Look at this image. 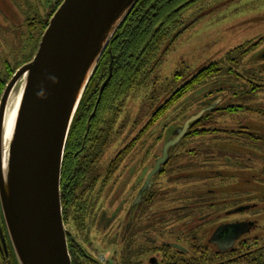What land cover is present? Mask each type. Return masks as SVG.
<instances>
[{"label":"rangeland","instance_id":"obj_1","mask_svg":"<svg viewBox=\"0 0 264 264\" xmlns=\"http://www.w3.org/2000/svg\"><path fill=\"white\" fill-rule=\"evenodd\" d=\"M58 1L0 0V35L3 38L2 44H4V46L2 44L0 46V52L3 55V58L0 56L1 61L3 59L5 63L10 61V65L16 68L20 65L18 61L24 60V54L26 53V57L31 53L29 35L24 32L28 31L27 23L31 19L30 16L33 15H36L38 23L37 48L39 47L41 37L46 31L50 19L64 0ZM196 13L186 15L185 19H191ZM1 25H5V28L3 29ZM10 25L16 26L13 29H7ZM260 39L263 40L260 41ZM249 42L254 43L245 48L246 51H249L245 57L235 55L233 61H229L228 54L231 51ZM2 50H5V54ZM18 52L20 54L17 56ZM161 53L160 63L153 65L149 70V75L142 80L140 79V83L133 92L123 98L116 125V144L118 147L116 151L119 156L126 150V142L142 134L143 127L152 122L158 107L177 89L190 82L187 81L189 78L191 79L213 62L220 63L223 72L210 77L202 84L195 85L166 113L154 121L143 138L140 136V146H137L136 152L119 165L117 199L114 188H111L109 182L104 186L102 194L97 188L90 189L69 210L65 209L64 219L66 217L67 229L86 249L88 255L99 261L100 264H120L121 258L118 253L123 251V244L117 241L120 244L116 247L115 236H122V228L124 229L126 225L128 208L134 197V194L131 193V187L136 181L134 174H131V166L135 160L141 161L144 157L145 154L142 153L144 141L150 154L148 159L150 171L154 167L156 159L161 156L165 141L171 138L172 131L178 127H183L188 119L215 103L217 104V111L212 112L207 122L213 124L211 129L216 134L212 133L204 139L201 137L190 139L200 138L198 144L187 143L182 148L183 151L188 152V158L185 160L177 158L176 166H180L182 169L183 166H186V168L191 169V174H193V165L202 160L207 153L211 154L213 150L220 149L227 152L226 149L229 147L222 148L223 144L220 145L219 142L233 138L234 135L231 130H234L239 124L247 126L253 133H260L261 137L264 138V116L262 117L264 93L260 92H264V89H259L261 84L264 85V80L261 78L264 76V60L261 59L264 54V0L207 1L193 24L185 29L174 43L166 45ZM177 77L180 79L179 82L176 81L178 80ZM255 88L257 89L254 90ZM224 129H229L230 133L223 132ZM113 144V141L111 144L108 143L101 151V155L104 154L105 159H110L113 156L115 146ZM217 144L218 146L215 147ZM257 148L261 150V159L259 157L254 159L252 165L260 168L258 176L261 180L255 183L252 173L247 171L248 173L244 176L245 180L241 179L242 181L234 182V185L237 186L236 190L240 188L243 191L245 203L251 201L260 203V205L257 210L248 211L244 215H231L230 221L246 215L245 219L256 218L260 224L264 225L263 140L258 143ZM242 150H246L248 153H244L248 155L249 152L253 151V148L245 147ZM242 150L240 151L239 148V153L244 155ZM230 151L233 152L234 150ZM175 155H178V152ZM206 163L211 164L213 162L199 164L204 165ZM181 173L176 171L173 173V178L167 175L160 178L159 181L166 183L169 178L175 179ZM191 174L189 170L184 171V177L188 175L190 177ZM247 179H251V182L246 181ZM90 182L93 186L94 174H92ZM216 187L222 189L224 186L218 182ZM218 191L223 203H227V194L220 189ZM231 197L233 200L236 199L234 195ZM240 197L242 198V196ZM169 203L165 199L164 202L159 203L154 211L150 210V222L153 221L154 212L157 210H160L158 215L166 213V210L171 207ZM255 213L258 214L257 217L253 216ZM112 218L113 221L110 226ZM166 219L168 226L164 225L163 237L166 240H174L175 229H171L173 223L169 217ZM156 234L161 235L157 232ZM257 234L264 235V232ZM247 242L252 243V250L255 251L264 246V239L256 240L251 237Z\"/></svg>","mask_w":264,"mask_h":264},{"label":"water","instance_id":"obj_2","mask_svg":"<svg viewBox=\"0 0 264 264\" xmlns=\"http://www.w3.org/2000/svg\"><path fill=\"white\" fill-rule=\"evenodd\" d=\"M139 1L64 0L50 19L33 59L15 72L2 93L0 200L18 264H73L62 202L68 139L105 52ZM112 77L111 64L101 94ZM214 108H205L186 121L177 137L165 145L149 180L166 164L170 149L191 124ZM247 227L229 226L234 230L232 244L250 231Z\"/></svg>","mask_w":264,"mask_h":264},{"label":"flooded vegetation","instance_id":"obj_3","mask_svg":"<svg viewBox=\"0 0 264 264\" xmlns=\"http://www.w3.org/2000/svg\"><path fill=\"white\" fill-rule=\"evenodd\" d=\"M58 2H60V0ZM30 17L31 19L30 21L28 20L27 23L28 31L24 33H28L29 35L31 53L26 57L25 53L24 60L22 61L20 59V61H18L20 65L16 68H13V66L10 65V61H6L5 63L4 59L3 61L0 60V89L2 88V85L9 82L15 72L22 65L28 63L37 52L38 23L36 15ZM4 21L6 24V19ZM4 26L1 25L3 29L5 28ZM15 26L16 25H10L7 29H13ZM2 42L3 38L0 35V46ZM2 46H4V44H2ZM2 51L5 54V50ZM19 54L20 52H18L17 56ZM0 56L3 58L1 52ZM3 91L0 92V99ZM104 92L101 94L100 90L97 98L98 101L96 102L91 117L88 119L87 131L84 133L82 139L77 141L74 148H66L62 182L67 194L66 201L68 207L66 209L68 210L83 198L90 189L94 190L97 188L99 193L102 194L104 186L109 182L111 183V188H114L115 198H118L117 174L120 165L118 162L119 155L116 151L118 148L116 144L118 113L117 109L113 108L103 110L105 112L103 115L98 114L101 110L100 105L103 101ZM93 122H95L96 126L94 129L92 128V126L94 127ZM212 125L213 124H209L207 128L210 129L211 132H214V130L211 129ZM148 127L149 123L143 127L142 138L143 135L147 133ZM183 127H178L172 131L171 138L165 141L162 154L156 159L154 167L150 171L148 163L150 154L145 146V141L142 144V153L145 154L144 157L141 161L135 160V162L132 163L131 174H134V180L137 181H134L131 187V193L134 194V197L128 208L126 225L124 229L122 228L123 234L119 237L117 235L115 236V246L118 247L120 244L117 241H120L123 244V251L118 253L121 258L120 264H201V259H204L206 264H236L245 256V254L241 252V249L248 239L251 237L256 240L264 239V235L257 234L259 232H264V225L260 224L256 218L245 219V215V217L239 219H234L232 221L229 220L231 215H244L248 211L257 210L260 205V203H254L251 201L245 203L243 191L240 188L236 190L235 188H237V186L234 185V182H238L241 179L245 180L244 176L248 172L252 173L255 183L258 180H261L258 176V173L260 172L258 170L260 168L252 165L254 159H257L258 157L261 159V150L257 148L260 141L256 139L252 141L241 139V137L246 138L247 134L248 136L253 134L247 126L239 124L234 130H231L234 137L219 142L220 145L223 144L221 146L222 148H225L226 146L229 147V149H226L228 151L224 152L220 149L213 150L211 154L207 153L206 156L202 158V160L204 159V162L201 163L211 161L214 164L206 163L200 165L197 161L193 165L194 173L191 174L190 168L183 166L182 169L180 166L175 165L177 163V158H182L183 152H185L182 150L185 146L180 147L182 142L188 144L199 143V141L195 139L185 140L191 132V128L195 127V130L204 128L191 124L189 130L181 141L170 149L166 164L162 165L159 172L153 175L149 180V176L154 171L158 160L163 157L165 145L171 139H175L178 131ZM223 132L230 133L229 129H224ZM139 136L140 135H137L132 140L126 142L128 153L121 162L136 152L135 149L137 146H140L139 142L141 141ZM256 136L261 135L260 133H257ZM112 141L114 143L113 146L115 145L113 156L110 159H105L104 154L103 156L101 155V151L108 145V143L111 144ZM245 142L250 144L248 146L250 149L253 148V151L249 152L250 154L248 155H245L244 153L247 152L246 150H242V148L246 147L244 145ZM68 145L69 143H67V146ZM216 146H218V144L215 145V147ZM239 148L244 155L239 153ZM230 150L234 151L231 152ZM176 152H178L179 156L175 155ZM259 166L261 167V165ZM187 170L190 171V177L189 175L184 177V171ZM176 171H180V173L182 171V173L175 179H170L174 177L173 173ZM92 174H94L93 186H91L90 182ZM144 174H146V176H144ZM167 175L170 177L168 180L174 181L173 186H168V188H166L167 183L159 181L160 178H164ZM139 179L141 180L139 181ZM246 181L251 182V179H247ZM218 182L222 183L224 186L222 189L221 187H216ZM218 189L227 194V203H223L219 197ZM169 192L174 195L172 197L174 199H170L174 200L171 207L162 215H158V211L160 210L154 212L153 221L150 222V210L154 211L159 203H162V201L164 202L166 196L169 195ZM232 195L236 196L235 200L232 199ZM240 196H242V198ZM241 208L246 209L238 212L237 210ZM253 216L257 217L258 214L255 213ZM166 217H169L170 221L173 223L171 229H175L174 240H166L163 237V233L165 232L164 225L168 226ZM112 221L113 218L110 221V226ZM235 224H247V229L250 231L241 234L232 244L234 230L229 229V226ZM226 227L228 228L224 229ZM156 232L161 233V235L156 234ZM69 235H71L70 231ZM223 248H225V250H223ZM0 264H18L4 218L1 200Z\"/></svg>","mask_w":264,"mask_h":264},{"label":"trees","instance_id":"obj_4","mask_svg":"<svg viewBox=\"0 0 264 264\" xmlns=\"http://www.w3.org/2000/svg\"><path fill=\"white\" fill-rule=\"evenodd\" d=\"M207 1L209 0H140L137 3L111 41L97 71L95 72L73 122L70 139L68 141L69 145L67 148H74L77 141L81 140L84 133L87 131L88 119L91 117L96 102L98 101L97 98L103 83L110 76L111 64L113 68V77L105 89L103 101L100 105L101 110L98 113L102 115L105 113L103 110L107 109L116 108L117 113L119 112L120 107H122L123 98L130 95L138 86L140 81L144 79L145 76L149 75V70L153 65L160 63L162 59L161 52L165 46L174 43L179 38L180 34L193 24L196 17L201 14L203 6L207 3ZM195 12H197L196 15H194L191 19H185L186 15H193ZM262 40L263 39H260V41ZM253 43L254 42H249L231 51L228 54L229 61H233V56L235 55L245 57L249 53V51H246L245 48L247 46H251ZM261 59L264 60V57H261ZM222 72L223 68L220 63L213 62L200 70L194 77L191 79L189 78L187 81L190 82H187L185 86L177 89L158 107L154 116L155 119L153 118L152 122L149 123V127L153 125L154 121L162 114L166 113L172 105L193 89L195 85L202 84L205 80ZM261 78L264 80V76ZM177 79L178 80H175L179 82L180 79L178 77ZM6 83L2 85L0 92L3 91L7 85ZM259 87V89H264V85L262 84ZM256 89L257 88L254 90ZM260 92L264 93L262 91ZM213 105H215L214 109L205 112V114L198 121L193 123L194 126H201L204 128L199 130H195V127L191 128V132L185 140L198 137L204 139L212 133L216 134L207 128L209 125L207 119L211 116L212 112L217 111L216 103L209 106ZM262 108L264 109V107ZM263 116L264 113L262 117ZM93 125L94 127L92 125L91 126L94 129L96 127L95 122H93ZM255 134L257 135V133ZM255 134L253 133L250 136L247 134L246 138L241 137V139L250 141L256 139L264 141V138L261 137L262 135L256 136ZM196 140H200V138ZM186 144L187 143L182 142L180 147L185 146ZM244 145L248 147L250 144L245 142ZM127 153L128 149H126L124 153L119 156V164ZM182 158L183 160L187 159L188 152H183ZM198 162H204V159ZM166 183V188H168V186H173L174 181L167 180ZM66 195V190L62 182V202L64 213L65 209L68 207ZM173 196V193L169 192V195H167L165 199L168 202L170 199H174L172 198ZM173 201L174 200H170L169 204H172ZM66 221L65 217V222ZM252 246V243H244L241 249V252L245 254L243 257L244 260L241 258L236 264H264V246L262 248L259 247L257 251L252 250ZM69 249L73 264H100L99 261L88 255L86 249L73 237L72 234L69 235ZM247 254L249 258L246 257ZM201 264H206V261L201 259Z\"/></svg>","mask_w":264,"mask_h":264},{"label":"bare ground","instance_id":"obj_5","mask_svg":"<svg viewBox=\"0 0 264 264\" xmlns=\"http://www.w3.org/2000/svg\"><path fill=\"white\" fill-rule=\"evenodd\" d=\"M15 105H16V102L14 101V102H13V105L11 106L10 113H9V118H8V124H7V137H8V134H9V130H10L11 124H12V122H13L14 110L16 109ZM13 108H14V109H13Z\"/></svg>","mask_w":264,"mask_h":264}]
</instances>
